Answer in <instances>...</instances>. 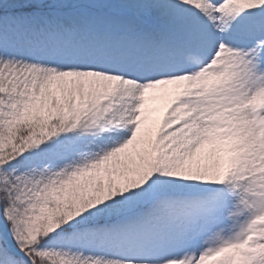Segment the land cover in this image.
I'll return each instance as SVG.
<instances>
[{
  "label": "snow or ice",
  "instance_id": "snow-or-ice-1",
  "mask_svg": "<svg viewBox=\"0 0 264 264\" xmlns=\"http://www.w3.org/2000/svg\"><path fill=\"white\" fill-rule=\"evenodd\" d=\"M0 264H264V0H0Z\"/></svg>",
  "mask_w": 264,
  "mask_h": 264
}]
</instances>
